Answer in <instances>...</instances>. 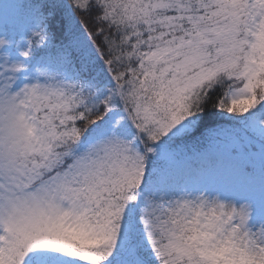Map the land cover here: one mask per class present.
Here are the masks:
<instances>
[{
    "label": "snow or ice",
    "instance_id": "6c2138e0",
    "mask_svg": "<svg viewBox=\"0 0 264 264\" xmlns=\"http://www.w3.org/2000/svg\"><path fill=\"white\" fill-rule=\"evenodd\" d=\"M0 264H264V0H0Z\"/></svg>",
    "mask_w": 264,
    "mask_h": 264
}]
</instances>
